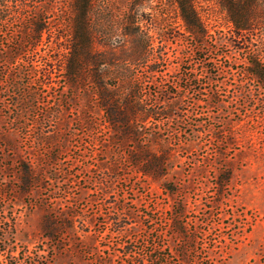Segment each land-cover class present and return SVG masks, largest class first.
<instances>
[{"label": "rangeland", "instance_id": "rangeland-1", "mask_svg": "<svg viewBox=\"0 0 264 264\" xmlns=\"http://www.w3.org/2000/svg\"><path fill=\"white\" fill-rule=\"evenodd\" d=\"M192 2L199 42L174 0H89L101 60L76 79L73 0H0V264H264V90L248 74L264 19L236 38L223 0ZM94 74L135 91L138 143L170 147L165 175L114 143ZM24 164L40 178L26 189Z\"/></svg>", "mask_w": 264, "mask_h": 264}, {"label": "trees", "instance_id": "trees-1", "mask_svg": "<svg viewBox=\"0 0 264 264\" xmlns=\"http://www.w3.org/2000/svg\"><path fill=\"white\" fill-rule=\"evenodd\" d=\"M174 2L179 7V16L183 20V25L186 31L192 34L195 41H201L199 37L202 36L204 30L199 17L193 8L192 0H174ZM71 6L72 14L75 17L72 20V43L68 46V49L72 53L69 61V75H72L77 79L78 77H81L82 70H85L87 67L93 66L96 63H100L98 61L101 59H98L97 55H94L93 53L91 45L92 35L87 27L89 0H73ZM223 6L232 26L231 31L236 38H241V34L252 31V26L256 25V27L259 28L264 19V0H223ZM40 29L41 28L37 31L40 32ZM261 56L262 54L260 52L255 54L254 60L251 62L252 67L248 71V74L257 80L264 90V62L262 61ZM94 78L99 85V107L104 113V121L106 125L112 129L111 138L114 143L121 146L128 140L137 143L136 146L140 150L131 154L129 157L134 165L137 166V169L143 175L151 176L153 178H160L165 175V166L166 162L169 160L170 147L167 146V149L163 148L161 154L156 155L154 153H149L148 150H144L142 145L138 143V137L140 136L141 131L138 129L137 125L133 123L132 116H136L139 111H142V108L137 105L138 103L133 102V98L137 97L135 91H132L130 96L126 94L120 95L118 92L106 90L102 85V80L99 75L94 74ZM192 87L194 86L189 85V88H186L190 89ZM158 113L166 117L170 116V113L167 111H158ZM142 161H146V163H142ZM38 172L39 170L32 168L30 165H22L21 171L18 175V182L23 189L28 188L29 185H33L40 180ZM174 224L176 223L174 222ZM9 226L10 228L8 227L5 229L7 232L5 234L10 235V233H13V227L11 225ZM176 227L179 230H183L178 225ZM53 231L54 229L50 226L48 234H52ZM186 239L189 240L190 238L188 237ZM5 250L6 249L4 248L1 252L5 255L4 257L7 258L6 254L9 250ZM184 251H186V245L178 250V252L182 253ZM152 253L153 252H150V254ZM159 258V256H156L155 259L158 260ZM139 264H147V262L142 259Z\"/></svg>", "mask_w": 264, "mask_h": 264}]
</instances>
